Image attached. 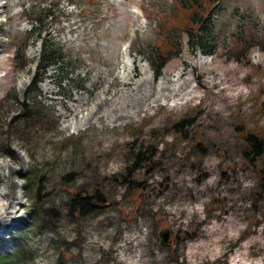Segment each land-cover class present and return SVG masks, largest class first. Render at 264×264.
<instances>
[{"label":"rangeland","instance_id":"374dc122","mask_svg":"<svg viewBox=\"0 0 264 264\" xmlns=\"http://www.w3.org/2000/svg\"><path fill=\"white\" fill-rule=\"evenodd\" d=\"M213 1L206 55L180 0H0V193L9 163L27 210L0 229V258L264 264V152L245 149L264 138V0ZM46 40L64 58L34 86ZM156 48L172 55L158 77Z\"/></svg>","mask_w":264,"mask_h":264},{"label":"trees","instance_id":"16d2710c","mask_svg":"<svg viewBox=\"0 0 264 264\" xmlns=\"http://www.w3.org/2000/svg\"><path fill=\"white\" fill-rule=\"evenodd\" d=\"M187 1L189 3H187ZM182 3L183 8L185 7V13H186V22L184 24L181 23V27H184L189 36L191 43H193V48L195 50H200L204 52V54L208 55L211 53L212 44L209 42L203 33H198L199 30H206L210 31L212 26V15L211 11L214 7V1L213 0H180ZM180 9H182L180 7ZM51 12V8L47 9L44 12V17H41V22L44 23L46 20V17L49 16ZM177 24H175L173 27H176ZM35 32V31H34ZM32 37V34L28 37V40ZM192 42V39H194ZM154 58L151 59V66L154 70V73L158 77L161 74L162 69L167 64L168 60L171 58V56H166L163 54L162 51H158V49H155ZM22 56L25 55V50H21ZM64 58L63 55V49L61 46L57 45L55 42L51 40H46L43 43V47L41 50L40 56L36 59L35 69H34V81L33 85L37 86L41 81L44 79V74L48 71L49 67L52 63H58L61 59ZM30 62L26 60L24 62V66H28ZM69 74L68 70H64L61 74V77H65ZM29 95L26 94L25 99L28 100ZM24 105V103H23ZM198 147V146H197ZM245 149L246 154L249 156V160H253L258 155L263 154L264 152V138L260 136L259 134H256L254 132H250L245 136ZM129 179L126 180L128 184L127 190L132 187L130 184H132L133 179L131 178V175H128ZM127 177V178H128ZM130 185V186H129ZM38 192H35V199L38 197ZM72 204L76 207H80L78 195H74V197L71 200ZM96 205V201H93L91 204V207H94ZM81 212V210H80ZM61 242H64V248L66 251H69L70 249V242H66L64 239L60 240ZM24 256L17 252L15 255V258H10L5 254L3 258H0V262L3 264H13V263H19ZM62 262L64 260L61 257Z\"/></svg>","mask_w":264,"mask_h":264},{"label":"bare ground","instance_id":"6f19581e","mask_svg":"<svg viewBox=\"0 0 264 264\" xmlns=\"http://www.w3.org/2000/svg\"><path fill=\"white\" fill-rule=\"evenodd\" d=\"M125 59H128V56L125 57ZM128 76H129V74L127 73L125 76V79H127V78L129 79ZM180 79L181 78L171 80L170 85H167L166 81H163L160 84L161 85L160 90L157 93L159 95V99L157 101H159L161 98L167 97L168 93L165 91L166 87L172 86L170 89L171 94H173L174 92L180 91L181 88L184 86V84L187 83V80H182L180 82ZM26 83H27L26 79H24L22 81V85H24ZM143 85H144V81L139 82V84H136L138 90L133 95H130V96H132L133 99H137V100L143 99L142 97H138V95L141 92L140 90H142ZM85 100H86V98H81L80 101H85ZM72 124H74V123L72 122ZM3 166H6V168H7L9 182H8V190L2 191L0 193V195L3 196V198H5L4 202L0 201V229L4 233H9L10 232L9 229H10V225H11L10 222L21 218L26 213L27 210H26V205L20 201L21 195H20V192L17 190V188H23V184L13 179L14 175L21 176L23 174V172H20L19 169L12 167V165L9 163H7V164L4 163ZM45 178H47V176H45ZM24 192H26V191H24ZM28 222L29 221L26 220V221H23L22 224L27 226L29 224ZM228 223H229V221L227 222V224ZM14 225H16V224H12V226H14ZM225 226H222V227H225Z\"/></svg>","mask_w":264,"mask_h":264},{"label":"water","instance_id":"95a60500","mask_svg":"<svg viewBox=\"0 0 264 264\" xmlns=\"http://www.w3.org/2000/svg\"><path fill=\"white\" fill-rule=\"evenodd\" d=\"M160 242L162 245H167L169 241V231L168 229H164L159 233Z\"/></svg>","mask_w":264,"mask_h":264}]
</instances>
